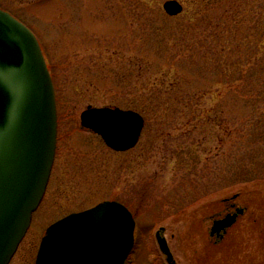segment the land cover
I'll use <instances>...</instances> for the list:
<instances>
[{"label": "rangeland", "instance_id": "1", "mask_svg": "<svg viewBox=\"0 0 264 264\" xmlns=\"http://www.w3.org/2000/svg\"><path fill=\"white\" fill-rule=\"evenodd\" d=\"M166 1L0 0L35 35L58 112L50 181L10 264H34L52 222L105 200L134 214L127 264H166L156 232L175 264H264V89L246 62L264 0H178L175 17ZM87 107L139 112L136 147L82 128ZM227 199L244 213L215 243Z\"/></svg>", "mask_w": 264, "mask_h": 264}, {"label": "water", "instance_id": "2", "mask_svg": "<svg viewBox=\"0 0 264 264\" xmlns=\"http://www.w3.org/2000/svg\"><path fill=\"white\" fill-rule=\"evenodd\" d=\"M171 17L183 11L176 0L163 4ZM81 127L100 136L110 149L136 146L143 118L119 108L87 107ZM57 136L54 87L33 33L0 9V264H9L44 196ZM228 215L213 223L210 236L231 227ZM135 223L122 204L105 201L52 224L42 238L35 264H125L134 245ZM160 251L173 264L166 240Z\"/></svg>", "mask_w": 264, "mask_h": 264}, {"label": "trees", "instance_id": "3", "mask_svg": "<svg viewBox=\"0 0 264 264\" xmlns=\"http://www.w3.org/2000/svg\"><path fill=\"white\" fill-rule=\"evenodd\" d=\"M261 26H264V18L260 22H258V26H256V27H261ZM260 37H261V39H260V41H258L259 44L256 45V48H255L256 51L254 52V55H253V53L251 55L252 60L246 56L247 57L246 62H247V64L250 62H253V64L250 67H248V71H249L248 72V78H253V77L254 78H260L259 84L264 89V30H262V32H260ZM239 66L242 67V65H239ZM239 66L234 65V63H233L231 65V69L235 70L234 68L239 67ZM240 67H239V69H240ZM233 81H235V80H232V84H233ZM229 83H230V85H232L231 82H228L227 84H229ZM250 85H251V82H250ZM263 93H264V90L260 93H257V95H262Z\"/></svg>", "mask_w": 264, "mask_h": 264}, {"label": "flooded vegetation", "instance_id": "4", "mask_svg": "<svg viewBox=\"0 0 264 264\" xmlns=\"http://www.w3.org/2000/svg\"><path fill=\"white\" fill-rule=\"evenodd\" d=\"M235 199V198H234ZM231 202V204H229ZM223 203H228V205H227V207H226V211H225V215L222 217V218H224V217H226L227 215H229V214H235L237 211H238V209H240L239 207H236V205L232 202V200H226L225 202H223ZM241 215H238V218L240 217ZM238 218H237V220H238ZM221 219V218H220ZM215 220H213V222H214ZM226 235V233L224 234V231H222L220 234H216L214 237H212V239H215L216 240V242L215 243H218V242H220V241H222L223 240V238H224V236ZM163 257H165L164 255H163ZM165 261H166V257H165ZM175 264V263H174Z\"/></svg>", "mask_w": 264, "mask_h": 264}]
</instances>
